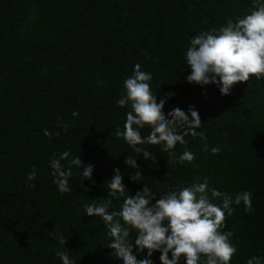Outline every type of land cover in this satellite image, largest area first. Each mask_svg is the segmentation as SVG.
<instances>
[{
	"label": "trees",
	"instance_id": "trees-1",
	"mask_svg": "<svg viewBox=\"0 0 264 264\" xmlns=\"http://www.w3.org/2000/svg\"><path fill=\"white\" fill-rule=\"evenodd\" d=\"M256 2L0 0V264H62L57 251L76 264H123L110 256L104 222L88 217L84 205L104 203L117 168L130 194L143 188L130 181L135 170L126 156L137 159L156 199L205 178L209 188L232 196L251 191L254 211L233 205L222 231H232L237 248L230 264L264 256V77L236 83L228 96L214 84L184 80L190 39L243 18ZM136 64L152 74L158 102L174 93L166 115L176 107L198 110L203 126L174 150L180 155L187 148L195 154L192 162L178 163L161 145H138L155 157L144 160L118 135L131 106L117 101ZM149 132L141 129L145 137ZM64 152L70 153L65 167L75 155L94 166L92 180L73 166L70 193L59 192L51 175L50 160ZM121 203L112 200L110 211ZM159 256L153 253V264H161Z\"/></svg>",
	"mask_w": 264,
	"mask_h": 264
},
{
	"label": "clouds",
	"instance_id": "clouds-1",
	"mask_svg": "<svg viewBox=\"0 0 264 264\" xmlns=\"http://www.w3.org/2000/svg\"><path fill=\"white\" fill-rule=\"evenodd\" d=\"M185 58L190 69L184 77L185 82L200 86L214 84L223 96L230 95L238 82L264 77V0H257L250 14L243 18L235 22L228 20L226 25L192 37ZM152 79V74L142 71L140 64L134 65L132 75L125 79L126 92L118 99L117 105H130L131 111L127 112L124 130L118 135L144 160L155 157L138 145H161V150L178 163L192 162L195 154L190 150L186 148L180 155L174 150L177 144L187 143L185 137L188 134L196 135V129L203 126L199 112L190 105L187 112L176 107L166 115L163 111L166 100L174 93L164 94L158 102L157 94L151 90ZM72 116L76 118L79 113L73 112ZM146 126L150 132L145 137L141 129ZM67 130L65 126L64 131ZM44 135L51 138L53 134L45 129ZM211 151L218 153L219 149L212 148ZM69 156V152H64L59 158L50 160L53 183L61 193L71 192L69 180L73 166L82 169L85 179L92 180L94 166L82 164L80 157L75 155L65 167L62 161ZM124 163L129 170H135L134 174L129 172L130 181L143 183V188L134 195L130 194L123 183L124 174L117 168L107 183L108 198H102L104 203L84 205L88 217H100L107 227L112 238L107 246L112 250V258L122 260L123 264H153L151 257L154 252H159L161 264H180L181 259L185 264H230L237 248L230 242L232 231L222 230L226 219L235 210L233 205L243 203L246 214L254 211L251 191H240L232 196L209 188L205 178L203 182L182 189H170L156 199L137 159L126 156ZM28 179H35V173H30ZM126 192L129 195L125 196ZM121 199L119 210L110 211L111 201ZM217 200L221 203H215ZM133 230L136 232L134 237ZM58 242L66 246L68 240L60 235ZM145 250L147 255L138 259ZM56 255L62 264H76L67 252L57 251ZM247 264H264V256L253 255Z\"/></svg>",
	"mask_w": 264,
	"mask_h": 264
}]
</instances>
